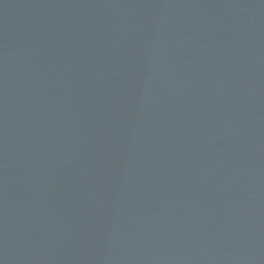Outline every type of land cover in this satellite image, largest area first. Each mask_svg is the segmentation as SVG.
I'll list each match as a JSON object with an SVG mask.
<instances>
[{
    "label": "water",
    "instance_id": "obj_1",
    "mask_svg": "<svg viewBox=\"0 0 264 264\" xmlns=\"http://www.w3.org/2000/svg\"><path fill=\"white\" fill-rule=\"evenodd\" d=\"M0 264H264V0H0Z\"/></svg>",
    "mask_w": 264,
    "mask_h": 264
}]
</instances>
